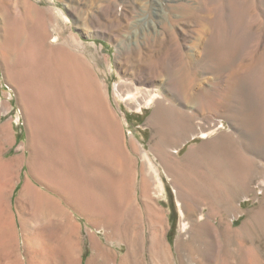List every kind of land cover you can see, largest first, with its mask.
Segmentation results:
<instances>
[{"label": "rangeland", "instance_id": "rangeland-1", "mask_svg": "<svg viewBox=\"0 0 264 264\" xmlns=\"http://www.w3.org/2000/svg\"><path fill=\"white\" fill-rule=\"evenodd\" d=\"M182 5L190 11H181ZM37 14L47 20L44 58L51 62L53 48L64 44L82 56L101 83L124 139L138 147L133 153L132 175L134 180H148V195L164 214L165 240L174 254L176 239L186 237L189 226L183 224L169 170L149 151L151 129L147 120L154 102H141L137 107L140 93L134 99H125L131 91L129 81L144 86L155 77L160 94L170 96L174 89L167 84L168 78L176 70H183L187 89L195 92L197 99L179 100L180 106L192 114L193 128L175 146L179 149L176 157L212 151L216 137L234 135L247 145L243 170L248 182L247 191L236 200L235 211L225 219L234 217L233 227L238 228L258 213L264 196V0H0V40L3 18L22 21L24 40L34 39L39 27ZM3 52L0 47V170L7 164L13 166L11 176L5 177L12 182L0 198V264H30L32 242L26 235L48 229L62 233L69 223L58 215L62 210L55 204L44 198L36 206L21 194L29 180V129L17 82L9 75L13 70ZM15 68L22 70L25 64ZM45 81L39 77L25 83L40 94L48 91ZM200 132L208 135L202 137ZM57 202L77 224L79 264H89L95 256L93 238L117 250L115 261L120 263L125 244L107 240L104 230L92 226L65 201ZM207 214L205 205L196 211L197 217ZM219 219L214 213L210 215L212 222ZM11 232L13 242L8 239ZM242 235L253 237L264 256V225L255 236L248 230ZM7 240L10 246L6 255L2 254V245ZM142 252L138 248V260ZM50 262L63 264L55 257L46 264Z\"/></svg>", "mask_w": 264, "mask_h": 264}, {"label": "bare ground", "instance_id": "bare-ground-1", "mask_svg": "<svg viewBox=\"0 0 264 264\" xmlns=\"http://www.w3.org/2000/svg\"><path fill=\"white\" fill-rule=\"evenodd\" d=\"M179 7L190 11L187 5ZM46 22L44 15L37 14L39 27L34 39L24 40L23 22L3 18L0 40L29 129L30 180L23 184L21 194L36 206L44 198L55 204L62 210L58 215L69 223L62 233L48 229L26 235L32 242L30 264H46L54 257L63 264H79L77 224L58 200L84 215L95 228L104 230L107 240L126 245L117 263V250L93 238L96 254L89 264H264L263 252L253 237L242 235L245 230L254 235L264 225V196L258 213L238 228L233 227L234 217L225 219L247 191L248 177L243 170L247 145L225 134L212 140V151L176 157L179 149L175 146L193 128L192 114L180 106L179 100L197 99V94L187 89L183 70H176L166 80L174 89L170 96L160 94L155 77L144 86L129 81L131 91L125 96L134 99L140 93L137 107L141 102H154L147 120L151 129L149 151L169 170L184 215L183 224L189 226L187 236L176 239L174 254L166 244L164 214L148 195V180H134L132 175L133 153L138 147L124 139L101 83L82 56L64 44L53 48L51 62L44 58ZM18 64H25V68L18 70ZM39 77L49 86L48 91L36 94L25 81ZM207 135L200 132L202 137ZM144 158L152 163L149 155ZM11 166L7 164L0 170V198L12 182L5 179L11 176ZM203 205L208 207V214L197 217L196 211ZM212 213L220 217L218 222L210 220ZM13 238L11 232L8 239L13 242ZM9 241L3 243L2 254H8ZM204 246L211 247L210 251ZM138 248L143 249L139 260Z\"/></svg>", "mask_w": 264, "mask_h": 264}, {"label": "crops", "instance_id": "crops-1", "mask_svg": "<svg viewBox=\"0 0 264 264\" xmlns=\"http://www.w3.org/2000/svg\"><path fill=\"white\" fill-rule=\"evenodd\" d=\"M30 180V178H28Z\"/></svg>", "mask_w": 264, "mask_h": 264}]
</instances>
